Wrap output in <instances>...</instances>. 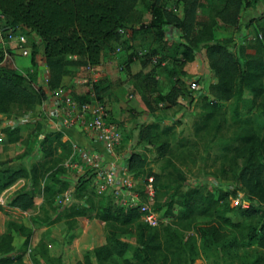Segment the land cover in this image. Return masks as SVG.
I'll list each match as a JSON object with an SVG mask.
<instances>
[{
  "label": "rangeland",
  "instance_id": "obj_1",
  "mask_svg": "<svg viewBox=\"0 0 264 264\" xmlns=\"http://www.w3.org/2000/svg\"><path fill=\"white\" fill-rule=\"evenodd\" d=\"M151 1L141 0L139 3L140 20L145 25L152 19ZM164 1L167 7L175 6L174 9L177 11L180 9L179 0ZM204 1L205 4L200 8V20L203 22L217 21L212 8L216 9L222 0ZM245 1L248 5L244 11H247L246 15H252L250 22L254 25V29L250 31L251 34L263 32L264 0ZM141 25L142 23L130 24L128 31L124 33L125 36H122L124 44H120L121 51L119 47L115 49L116 51L112 50L114 54H110V59L116 61L114 63L116 64L115 77L109 80L105 70L101 67L95 73L100 82L99 87L102 89L100 101L109 107L114 121L122 128L129 129L128 139L131 147L123 144L119 152H127L129 148L130 153L138 151L146 156L147 165L143 179L148 175L158 174L160 176L157 187L158 212L163 221L156 229L163 243V250L175 259V264H186L183 251L188 243L195 244L197 249L199 258L195 264H262L264 249L256 242H251L248 234L254 225L259 224V219L245 218L235 209L224 211L221 207L224 205L237 206L234 201L238 197L246 206L252 202L236 176L238 169L235 168L232 158L236 153L235 146L238 148L242 146L250 133L248 127L255 126L256 132L264 135V112L260 110L257 103L252 105L245 99L216 100L210 93V86L216 82V78L210 69L208 60L204 57L203 62L201 59L205 49L203 46L197 48L192 57L185 58L178 53L176 58L173 56L174 59L170 57V60L161 62L162 55L168 52L174 55L172 47L179 41L178 32L166 27L164 31L165 29L169 31L167 36L160 35L161 30L154 29L150 32L141 30L135 33L134 29H139ZM22 30L26 33L30 43L38 41L35 34L26 29ZM255 40L248 38L246 43ZM233 43L231 47L234 50L243 44L235 40ZM37 44L38 54L40 45L38 42ZM1 45L0 43V49L3 48ZM117 45L118 43L114 44V47L119 46ZM154 49H158L159 53L153 56L151 64L146 68V73L140 81L150 79L148 75H156L160 82L159 91L165 94L175 84L177 77H181L178 83L183 87L184 93L179 97L178 103L171 108L159 103L155 99L156 93L147 92L146 95L150 98L154 108L150 110L145 103L142 91L136 87L138 82L134 74L142 68L144 60L142 56ZM135 51L141 58L136 57L135 62H132L130 55ZM13 57L14 61L5 60L4 55V63L1 66L16 67L22 70L30 82L42 78L48 67L42 61L41 55L39 60H36L37 67L34 63L32 65L35 67L34 70L27 69L28 66L32 67L31 57L22 56L17 51L13 52ZM23 57L26 59L23 60ZM171 63L176 69L177 77L175 78H172L165 68L166 65L172 67ZM86 67L75 68V71L70 74L74 76V80H70V84L65 88L67 91H73L77 83L81 81L84 83L86 78L93 77V72ZM193 79L199 80V89L191 86ZM121 84H125V88L119 94L121 98L113 94L107 97L106 92L109 87L115 89ZM133 95L138 101L134 107L130 104L134 99L131 98ZM244 95L246 99L252 97V93L248 90ZM41 102L29 109L15 106L11 114L0 113V168L16 169L23 165L31 167L43 158L41 141L46 133L53 131V126L42 115ZM150 124L155 125L152 128V137L150 140H144L141 138V132ZM7 127H19L21 138L11 139L4 132ZM62 139L63 142L68 141L64 135ZM65 145L58 147L53 157V164L50 166H59L63 169V173H66V176L72 180V183L74 182L71 188L67 189L72 194V201L65 206L57 203L59 193L55 200L51 197L44 202L45 200L39 197V193L35 197V206L28 212V215L15 214L8 208L10 199L15 193L30 189L33 183L31 179H20L0 191V222L6 220L4 224H1L5 226V229L2 230L0 236L7 233L12 235L14 248L9 253L15 257L22 254L23 264H60L59 257L63 253L65 255V247L71 237L75 238L69 249L71 259L66 264L84 262L88 253L94 264L123 262V257H116L114 261H99L90 250L106 243L107 236L113 231L121 239L136 243L138 221L128 226L118 225L114 228L110 223L102 222L95 216L106 194L99 193L93 186H90L92 189L87 186V189L82 191L77 189L76 181L80 176L75 168L66 167L65 162L71 152ZM195 187L206 192H214L215 198H218L220 190L228 192L229 196L225 204H221L222 206L220 204L217 206L216 203H206L196 210L189 211L182 205L181 195ZM172 197L174 198L172 213L168 214L166 213L169 207L168 201ZM112 200L116 202L118 199L114 197ZM76 203L80 206L93 204L95 209L93 212L89 211L84 217H69L73 210L72 206ZM12 220L20 225L11 224ZM29 236L31 240L27 250L24 251ZM131 256L132 252H128L124 257Z\"/></svg>",
  "mask_w": 264,
  "mask_h": 264
},
{
  "label": "trees",
  "instance_id": "obj_2",
  "mask_svg": "<svg viewBox=\"0 0 264 264\" xmlns=\"http://www.w3.org/2000/svg\"><path fill=\"white\" fill-rule=\"evenodd\" d=\"M140 2L141 0H0V22L8 27H17L23 33L25 32L22 29L29 30L42 39L45 63L51 73V89L62 87L64 77L72 74L75 68L87 66L89 63L100 64L105 50L116 49L115 43L124 44L122 36L125 34H122L120 29L128 31L130 24L142 23L139 29H134L135 33L141 30L150 32L154 29L161 30L160 35L167 36L169 31L166 29L164 31V28L169 27L170 30L178 32L179 41L173 44L174 55L169 52L162 55L161 62L170 60L173 56L176 58L178 53L185 58L192 57L194 51L203 46L206 49L212 73L216 78V82L210 86V93L216 100L245 99L252 105L257 103L260 110L264 112V37L242 44L234 50L231 47V44H234V38L222 37L218 30L219 28L237 27L240 24L241 14L248 5L245 0H222L216 9L212 8L217 21L210 22H203L199 17L200 8L205 4L204 0H179L180 12L174 9L175 6L167 7L164 0H152L150 4L152 19L146 25L140 20ZM262 29L264 34V26ZM30 45L32 62L37 67L35 58L38 44L36 41H31ZM158 53V49L145 53L142 56L144 59L142 68L134 74L138 82L136 87L142 91L145 103L150 110L154 108L150 98L146 95L147 92L156 93L155 99L167 108L175 106L179 97L184 93L183 87L178 83L181 77L176 76V69L172 63V67L166 65L165 68L172 78L177 77V79L167 93L159 91L160 82L156 75H148L150 79L140 81L146 73V68L151 64L153 56ZM4 55L3 47L0 49V113L11 114L15 106L29 109L48 97L47 89L40 87L36 90L22 70L16 67H2ZM136 57L140 56L135 51L131 53L130 60L133 62L137 59ZM157 64L161 65V63ZM99 85L100 82L95 85L98 98L102 94ZM246 90L252 93L251 99H246L244 95ZM71 92L80 103L90 100L88 83L80 84ZM154 126V124L147 125L141 132V138L150 140ZM248 129L250 133L242 146L239 148L235 146L237 149L232 162L238 169L236 176L252 202L246 207L224 205L221 208L224 211L235 209L245 218H258L259 224L254 225L248 234L251 242H256L264 249V135L257 133L255 126H250ZM4 132L13 140L21 138L19 127H7ZM128 134L129 131L126 141L129 140ZM62 137L61 132L46 133L41 141L43 158L31 167L23 165L16 169L0 168V191L10 187L19 179H31L33 182L30 189L21 190L12 196L9 201L10 206L30 212L35 206L37 194L43 193L44 202H47L51 197L55 200L56 195L71 188L73 183L66 177L67 174L63 173V169L59 166H50L53 164V157L59 146L66 144L65 146H68L69 151L72 152L71 143L63 142ZM127 164L131 172L142 177L145 173L147 158L141 152L133 151L127 158ZM154 178L157 190L154 207L158 210L157 187L160 176L155 174ZM87 186H92L91 180L85 175L80 176L76 181L77 189L82 191L87 189ZM228 196V192L220 190L218 198H215L214 192H206L195 187L181 195V203L187 210L192 211L206 203H216L217 206L225 204ZM103 197L105 199L100 202L101 205L97 208L95 216L102 222L110 223L114 228L118 225L128 226L138 221L137 242L131 243L123 240L113 231L107 236L106 243L90 250L99 261H114L116 257H123V262L114 261V264H175V259L163 250V243L156 229L160 225L153 227L144 222L141 219L142 214L139 207L127 206L120 199L114 202L112 195ZM173 202L172 197L168 201L169 207L166 213H172ZM72 209L69 217H84L89 211L93 212L95 207L93 204L80 206L76 203ZM10 222L19 224L13 220ZM30 236L26 240L24 251L30 243ZM74 238L69 239L65 247V255L63 253L59 257L60 264H66L71 259L69 249ZM187 245L183 251L186 264H195L199 258L195 244L188 243ZM13 248L12 235L2 234L0 236V264H23L22 254L17 257L10 255L9 252ZM128 252H132V256L124 257ZM76 264L94 263L88 253L84 262L78 261ZM262 264H264V257Z\"/></svg>",
  "mask_w": 264,
  "mask_h": 264
},
{
  "label": "built area",
  "instance_id": "obj_3",
  "mask_svg": "<svg viewBox=\"0 0 264 264\" xmlns=\"http://www.w3.org/2000/svg\"><path fill=\"white\" fill-rule=\"evenodd\" d=\"M120 32L123 34L126 31L120 29ZM263 37V32L252 35L249 31H243L240 41L245 44L248 38L252 40ZM0 43L5 50V59L14 61V51L22 56L32 57L29 39L17 27H8L0 22ZM86 68L93 72V77L86 78L84 81L90 85V100L84 103H80L73 93L63 87L50 88L49 67L45 69L42 78L32 81L36 90L40 87L49 88L47 89L48 97L41 102L42 115L50 121L53 131L62 132L65 139L71 143L72 152L65 162L66 167L75 168L79 176L85 175L89 178L92 186L99 193L113 195L127 206L139 207L142 214L141 219L144 222L153 227L159 226L163 220L154 207L157 194L154 175H148L143 179L129 169L127 158L131 151L128 148L127 152H119L123 144L131 147L130 140H125L128 129L122 128L114 121L109 107L97 97L95 83L99 81L96 75L99 66L89 63ZM190 84L195 89L200 88L197 79H193ZM83 140H88V143ZM99 145H102L104 150ZM39 197L43 200L44 194L41 193ZM71 201L70 190L60 193L56 199V202L62 206L68 205ZM234 203L237 206H246L239 197ZM8 208L21 216L29 214L27 211L10 205Z\"/></svg>",
  "mask_w": 264,
  "mask_h": 264
},
{
  "label": "crops",
  "instance_id": "obj_4",
  "mask_svg": "<svg viewBox=\"0 0 264 264\" xmlns=\"http://www.w3.org/2000/svg\"><path fill=\"white\" fill-rule=\"evenodd\" d=\"M246 14H248L247 11H244L243 10V12L241 14V18H240V24L237 27L219 28L218 30H219V33L221 34V36L222 37H233L234 40H235V42H240V38H241V35H242L243 31H249L250 32V31H252L254 29V25L252 24V22H250V19L252 18V15H246ZM35 36L38 39L37 42L40 45V49H39L40 51H39L38 54H36V56H37V59L36 60H39V56L41 55V57H43V60L42 61L45 62L44 44H43V41H42V39L38 35H35ZM117 43H118L119 46L117 45L118 47H116V49H118L120 47L119 50L121 51V49H122V46L120 45L121 43L120 42H117ZM117 43H115V44H117ZM40 52H41V54H40ZM203 52L204 53L202 54V58L201 59L203 60V58L205 57L208 60V57H207V54H206V49H204ZM112 53L114 54V52H112V50H110V49L109 50L108 49L105 50V52L103 53V56H102V61H101L100 64H98V66L101 67V69L105 70L106 75H107V78H109V80L111 78H114L115 77V70L114 69L116 67V64L114 65V63H116V61L114 59H110L111 58L110 57V54L112 55ZM25 59L26 58L23 57V60H25ZM133 62H135V61H133ZM203 62H204V60H203ZM32 65H33V62H32V58H31V66ZM35 67L32 66V67L29 68V66H28L27 69L34 70ZM71 79L74 80V76H69V75L68 76H65L64 77V80H63V84L64 85H62V87L63 88H66L68 86V84H70V80ZM79 84H83L82 81L79 82V83H77L76 86H78ZM124 88H125V84H121L120 86H118L115 89H113V87H109V89L106 92V95H107V97L113 96V95H115V96L118 95L119 96V94L122 93V90ZM134 88H135V86H134ZM119 98H121V97L119 96ZM131 98H134V95ZM130 104L134 107V106H136L138 104V101L136 100V98H134V99L131 100ZM83 142L88 143V140L87 141L86 140H83ZM99 147L104 150V148H103L102 145H99ZM5 221L6 220H3L2 222H0V227H1L0 234H1L2 230L5 229V226L1 225L2 223L4 224Z\"/></svg>",
  "mask_w": 264,
  "mask_h": 264
}]
</instances>
